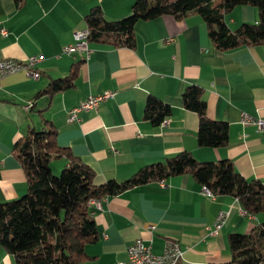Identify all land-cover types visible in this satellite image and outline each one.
Segmentation results:
<instances>
[{"label":"crops","instance_id":"obj_1","mask_svg":"<svg viewBox=\"0 0 264 264\" xmlns=\"http://www.w3.org/2000/svg\"><path fill=\"white\" fill-rule=\"evenodd\" d=\"M135 0H0V60L25 61L36 56L38 79L22 70L6 75L0 88V202L26 192L27 180L13 154L15 142L28 127L43 129L44 120L56 128V143L95 172L99 185L109 179L123 181L140 167L189 151L199 161L230 160L247 180L264 183V132L241 114L264 119V45L219 51L198 15L177 20L162 15L138 21L134 48L89 42V54L66 55L62 49L73 34L86 28L85 16L99 6L106 20L130 13ZM257 10L238 5L226 17L231 30L258 21ZM78 63L73 87L34 99L52 78L66 76ZM189 85L203 88L207 116L228 124L225 147L200 146L198 117L182 105ZM112 91L96 110L79 114L68 123V111L91 95ZM153 95L171 106L165 123L153 126L143 118L146 99ZM32 102L33 107H23ZM55 162L59 172L67 159ZM53 161V160H52ZM53 170V168H52ZM54 172V170H53ZM98 239L86 245L90 257L81 264H115L127 257L136 240L161 254L167 240L183 250L178 264H222L230 260L228 235L248 233L261 215H248L230 195L209 197L190 175L136 186L91 204ZM227 218L218 235L209 227L215 217ZM153 227V228H151ZM0 264H17L0 245Z\"/></svg>","mask_w":264,"mask_h":264},{"label":"trees","instance_id":"obj_2","mask_svg":"<svg viewBox=\"0 0 264 264\" xmlns=\"http://www.w3.org/2000/svg\"><path fill=\"white\" fill-rule=\"evenodd\" d=\"M238 5L253 6L259 19L231 30L226 17ZM162 15L177 20L200 16L212 45L219 51L264 45V0H135L127 16L111 21L105 19L99 6H94L85 16L88 41L134 48L135 24ZM77 71L78 63L66 76L50 79L35 93L34 99L73 87ZM181 100L185 109L197 114L198 145L212 148L228 145V124L207 116L203 88L187 86ZM171 113V106L153 95L147 97L143 118L153 126L160 125ZM44 125L40 130L28 127L13 146V154L27 180L26 192L16 199L0 202V245L13 255L17 264H81L90 258L85 252L86 245L98 239L91 200H102L139 185L185 174L214 195L236 198L248 215L263 217L248 233L228 235L230 260L222 264H264V183L245 179L230 160L199 161L191 152L182 151L140 167L123 181L109 179L97 185L94 170L57 145V130L50 121L44 120ZM63 156L68 161L57 175L51 162Z\"/></svg>","mask_w":264,"mask_h":264},{"label":"built area","instance_id":"obj_3","mask_svg":"<svg viewBox=\"0 0 264 264\" xmlns=\"http://www.w3.org/2000/svg\"><path fill=\"white\" fill-rule=\"evenodd\" d=\"M8 33L7 29L0 26V35L6 36ZM62 53L66 55H72L74 53H83L87 57L89 54V41H88V30L87 28L78 30L73 34V42L66 45L62 49ZM38 59L36 56H30L25 61H18L15 59L4 58L0 60V88L1 80L8 74L24 71L27 76L38 79L40 72L36 67ZM114 92L108 91L97 95L89 96L85 101H83L78 106L72 107L68 111V117L66 121L71 123L73 121H80L79 114L88 110H96L102 102L112 97ZM32 102H28L23 108L29 110L32 107ZM241 120L244 123L252 122L257 130V132H264V119H251L245 113L241 114ZM166 120V119H165ZM162 123H165L166 121ZM161 184H164V180H159ZM202 192L209 197H213L214 194L205 186H202ZM100 200H91V204L98 205ZM227 214L225 212H220L215 217L214 223L209 227V232L211 235H218L221 227L225 223ZM153 228V227H151ZM127 257L125 260H120L115 262V264H178L183 250L181 249L179 243L173 240H167L165 242L163 251L161 254H154L151 250V246L145 243L143 240H136L127 249Z\"/></svg>","mask_w":264,"mask_h":264},{"label":"rangeland","instance_id":"obj_4","mask_svg":"<svg viewBox=\"0 0 264 264\" xmlns=\"http://www.w3.org/2000/svg\"><path fill=\"white\" fill-rule=\"evenodd\" d=\"M55 162H57V160H53V161L51 162V168H53L54 173L58 175V174L60 173L61 170H60L59 172H57V171L55 170Z\"/></svg>","mask_w":264,"mask_h":264}]
</instances>
